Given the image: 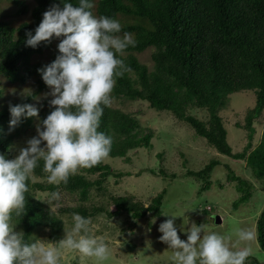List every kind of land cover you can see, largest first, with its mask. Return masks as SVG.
<instances>
[{
	"label": "trees",
	"instance_id": "16d2710c",
	"mask_svg": "<svg viewBox=\"0 0 264 264\" xmlns=\"http://www.w3.org/2000/svg\"><path fill=\"white\" fill-rule=\"evenodd\" d=\"M9 1L19 8L18 14L28 15V18L16 25L5 19L0 10V95L5 91L3 83L17 87L33 83L35 89L31 95L15 97L0 109V153L7 154V157L14 140L31 127L34 119L22 120L14 131L9 132V103L15 105L33 100V104L40 107L41 119L53 110L48 105L52 97L44 98L50 89L37 71L53 60L34 61L32 56L49 49L56 39L47 45L42 42L35 49L26 46L25 41L26 33L31 31L34 34L43 13L50 6H63L61 0H33L28 14L25 3ZM71 2L77 6V0ZM92 11L97 17L117 19L121 24L119 35L131 33L136 41L135 46H129L121 57L130 71L116 78L112 98L142 101L151 109L169 111L217 152L244 161L256 178H264V124L259 143L256 146L252 143L254 124L264 110V0H94ZM147 48L153 49L151 69L135 56ZM240 91L253 92L255 103L246 110L243 123H235L246 130L247 142L242 150L234 153L227 142L219 112L225 106L227 96ZM191 109H204L205 119L191 115ZM99 130L113 136L110 157L125 158L137 148L152 146L153 131L146 129L147 132L140 135L144 129L139 128V119L134 113L117 107L105 108ZM218 164L219 161L211 159L199 170H186V176L200 182L198 193L210 189L211 172ZM42 167L41 160L33 176L47 178ZM226 169V181L235 182L240 193L232 204L236 209L248 200L254 186L228 166ZM150 172L166 174L163 169ZM112 174L122 176L101 162L93 168L81 169L69 178L66 185L31 179L26 193V212L21 217L13 215V224L30 242L40 229H48L50 239L56 240L64 228V214L78 213L87 218L104 214L108 219L127 214L133 220L142 219L147 214L153 218L161 215L164 189L147 206L131 195L110 196V209L104 205L87 206L90 190L102 189L104 181ZM169 176L175 178L177 175L170 173ZM218 186L223 187L220 183ZM61 191L75 194L78 203L52 209L36 195L37 192ZM256 235L258 245L264 251V210L256 219ZM246 264L261 263L249 256Z\"/></svg>",
	"mask_w": 264,
	"mask_h": 264
},
{
	"label": "clouds",
	"instance_id": "9594fccd",
	"mask_svg": "<svg viewBox=\"0 0 264 264\" xmlns=\"http://www.w3.org/2000/svg\"><path fill=\"white\" fill-rule=\"evenodd\" d=\"M61 3L62 7L53 4L43 13L34 34L26 33L25 41L33 49L42 42L60 41L59 55L37 70L50 89L44 98L52 97L48 105L53 110L41 119L36 104L8 105L9 132L22 120L35 118L38 123L36 135L15 158L0 153V264H59L65 249L92 259L94 264H105L112 254L103 237L91 235V219L78 213H73L71 231L51 247L38 240L29 242L13 224V215L21 217L26 212L28 182L41 160L47 182L66 185L81 169L93 168L109 157L113 136L99 130L101 118L112 104L116 78L130 71L121 57L136 41L131 33L119 35L117 19L94 15V0H77V6L71 0ZM46 202L59 207V193H50ZM163 216L169 218L157 231L159 240L171 251L170 264H246L252 254L250 242L255 235L251 230H237L233 244L231 236L211 231L205 223L185 227L189 221H183L177 227L176 218L182 216L173 210ZM180 233L186 239H181ZM239 244L244 246L237 247Z\"/></svg>",
	"mask_w": 264,
	"mask_h": 264
},
{
	"label": "rangeland",
	"instance_id": "374dc122",
	"mask_svg": "<svg viewBox=\"0 0 264 264\" xmlns=\"http://www.w3.org/2000/svg\"><path fill=\"white\" fill-rule=\"evenodd\" d=\"M29 9L33 0H19ZM0 10L5 19L18 24L28 18V15L18 14L19 8L9 0L0 1ZM56 39L53 45L41 54L33 55L34 61L55 60L59 55ZM152 48H147L140 53H135L137 59L152 68L150 58ZM4 82V81H2ZM5 91L0 95V109L15 97L27 96L35 89L34 84H25L20 87L6 86ZM48 88V87H47ZM8 92V93H5ZM34 101L31 100L30 103ZM255 103L254 93L251 91H240L227 96L226 104L219 112L227 133V142L232 151L239 152L247 142V132L235 123H243L245 112ZM112 107L123 111L134 113L139 119V128L144 129L140 135L153 131L150 148H137L128 153L125 158L108 157L103 162L108 164L113 172L122 173V176L110 175L103 183L102 189L92 188L90 200L87 206L104 205L111 208L110 196L131 195L147 206L150 200L161 190H165L162 198L161 215L153 218L147 214L144 218L133 220L127 214L108 219L104 214L91 217V235L103 237L111 249V257L105 264H170L171 251L168 246L159 240L161 233L157 228L161 222L169 217L163 216L164 212L173 210L182 217L176 218V225L179 227L183 221H189L185 227H190L193 222L196 224L205 223L209 230L218 231L231 236L230 243L237 241L236 232L239 229L251 230L255 239L250 242L252 254L250 256L264 264V251L259 247L256 235V219L264 210V178H256L250 168L242 160H237L217 152L209 146L205 139L195 134L193 129L184 121L176 120L169 111L155 110L149 108L142 101H128L125 99H112ZM191 115L199 119L206 117L204 109H191ZM205 119V118H204ZM38 121L34 118L31 127L24 130L15 140L10 148L9 159L15 158L19 150L27 146V141L36 135ZM264 124V110L254 124L253 146H256L261 137ZM182 154V155H180ZM219 161L210 176L212 185L209 190L198 193L200 182L192 176H186L189 170L201 169L209 160ZM228 166L236 175L246 179L254 186L247 201L239 204L234 209L233 202L240 196L236 189V183L226 181ZM165 171V175L152 174L150 170L158 172ZM170 173L177 176L171 178ZM94 178V176H93ZM33 181H47V178L33 176ZM219 183L223 187H219ZM36 195L47 201L49 194L37 192ZM59 206L76 205L78 203L75 194L59 192ZM52 209L56 206L52 205ZM72 216H62L64 228L56 240L50 239L48 229L38 230L32 240H38L51 247L63 239L66 231H71L74 226ZM211 218V219H209ZM155 221V223H153ZM18 231V228H15ZM181 239L186 236L180 233ZM243 244L237 247H243ZM59 264H94L92 259H82L78 253L70 250H63Z\"/></svg>",
	"mask_w": 264,
	"mask_h": 264
}]
</instances>
